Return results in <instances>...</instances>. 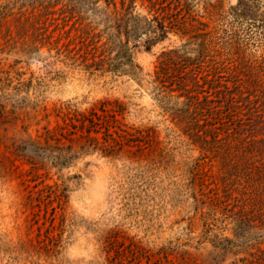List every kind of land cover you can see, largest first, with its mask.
<instances>
[{
	"label": "rangeland",
	"instance_id": "rangeland-1",
	"mask_svg": "<svg viewBox=\"0 0 264 264\" xmlns=\"http://www.w3.org/2000/svg\"><path fill=\"white\" fill-rule=\"evenodd\" d=\"M212 1L227 11L238 0ZM56 2L8 3L26 40L0 45V264H234L264 247L260 230L230 246L231 228L217 222L206 238L192 199L178 191L183 163L199 151L181 143L134 78L84 70L71 58L78 42L69 53L62 46L71 38L35 42L45 26L53 39L90 22L103 29L91 0ZM141 42L127 53L143 71L180 43L176 35L151 50Z\"/></svg>",
	"mask_w": 264,
	"mask_h": 264
},
{
	"label": "trees",
	"instance_id": "trees-1",
	"mask_svg": "<svg viewBox=\"0 0 264 264\" xmlns=\"http://www.w3.org/2000/svg\"><path fill=\"white\" fill-rule=\"evenodd\" d=\"M91 2L103 29L96 31L98 23L90 22L86 31L74 27L73 37L59 33L53 39L45 26L35 42L56 46L71 38L62 46L69 53L70 44L78 42L71 58L84 70L128 75L149 93L181 143L199 151L183 163V185L177 190L192 199L206 238L213 222L231 228L226 241L233 247L248 232L264 231V56L251 51L264 47V0H238L227 11L212 0ZM8 3L0 5V45L24 47V27L20 22L11 27L9 16L15 13ZM170 35L180 43L164 46L151 71H143L127 53L129 42L142 40L151 50ZM149 129H135V142H144ZM206 161L215 170L203 168ZM241 258L234 264H264V247Z\"/></svg>",
	"mask_w": 264,
	"mask_h": 264
}]
</instances>
